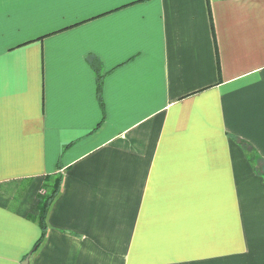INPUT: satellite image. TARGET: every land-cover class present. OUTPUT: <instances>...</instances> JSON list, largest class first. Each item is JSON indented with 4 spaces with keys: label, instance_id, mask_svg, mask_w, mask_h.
<instances>
[{
    "label": "crops",
    "instance_id": "1",
    "mask_svg": "<svg viewBox=\"0 0 264 264\" xmlns=\"http://www.w3.org/2000/svg\"><path fill=\"white\" fill-rule=\"evenodd\" d=\"M0 264H264V0H0Z\"/></svg>",
    "mask_w": 264,
    "mask_h": 264
},
{
    "label": "trees",
    "instance_id": "2",
    "mask_svg": "<svg viewBox=\"0 0 264 264\" xmlns=\"http://www.w3.org/2000/svg\"><path fill=\"white\" fill-rule=\"evenodd\" d=\"M94 69L96 71L97 75V91L99 96L100 104L103 105L102 96H101V90H102V83L104 79V74L101 72V65L98 60H95L94 62ZM61 176H50L46 179V183L44 184V190L40 193V202H39V223L42 227V237L45 236V228H46V215L48 213V209L53 201V199L56 197V195L59 193L60 187H61ZM40 239V240H41Z\"/></svg>",
    "mask_w": 264,
    "mask_h": 264
},
{
    "label": "water",
    "instance_id": "3",
    "mask_svg": "<svg viewBox=\"0 0 264 264\" xmlns=\"http://www.w3.org/2000/svg\"><path fill=\"white\" fill-rule=\"evenodd\" d=\"M26 260L28 261V258Z\"/></svg>",
    "mask_w": 264,
    "mask_h": 264
}]
</instances>
